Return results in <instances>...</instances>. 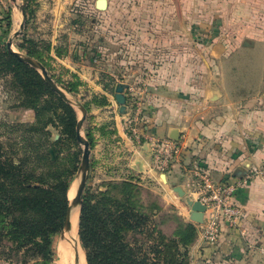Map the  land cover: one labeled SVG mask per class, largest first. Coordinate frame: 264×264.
Returning a JSON list of instances; mask_svg holds the SVG:
<instances>
[{"label":"crops","instance_id":"0c3cea01","mask_svg":"<svg viewBox=\"0 0 264 264\" xmlns=\"http://www.w3.org/2000/svg\"><path fill=\"white\" fill-rule=\"evenodd\" d=\"M93 1L92 15L98 21L95 24L96 32H99L97 45L104 61L112 62L119 56L112 47L116 44L112 36L116 24L113 14L126 5H115L112 0H107V10L99 11L98 0ZM148 1V9L162 14L175 10L178 13L179 19L174 20V17L167 27L171 36H156L157 44L162 45L163 50L166 45L168 50L155 53V57H162V61L170 58L172 62L150 69L151 74L142 76L133 67L126 68L125 75L120 72L123 70H111L112 78H124V83L129 85L128 92L133 89L139 93L141 113L134 116L133 121H137L142 141L137 142L126 134L124 127L128 118L118 115L117 106L112 117L108 116V111H100L97 121L101 127L110 125L106 128L108 130L118 129L119 136H112V150L124 151L129 156L131 175L138 177L147 190L165 192L162 197L167 202L165 205H177L181 210L179 213L185 217L180 220L193 223L197 230L198 224L189 219L191 209L176 193V188L181 187L188 194V183L195 170L208 174L216 183L237 185L236 202L243 210L237 227L225 229L215 246L202 244L198 233L189 247L190 264H264V256L254 248L264 245V179L254 178L244 183L250 171L264 166V31H261L264 22L257 21L258 14L264 12V0H250L246 10H241L236 3V11L256 14L252 17L253 24L248 26L250 35L193 38L202 52L192 54L190 62L198 61L203 65H189L188 70L175 63L179 55L175 47L183 40L175 32V28L181 25L180 2L183 1L176 0V5L165 4V0ZM223 3L222 0L221 5ZM65 5L53 9L51 13L57 16L48 19L55 18V37L58 28V32L64 35L62 42L70 47L78 36L72 27L62 30L63 13L73 10ZM75 9L80 11L79 7ZM256 24L262 29L256 30ZM83 28L90 26L84 24ZM187 40L193 41L191 37ZM258 48L263 50L261 56L257 55ZM192 50L188 55L193 53ZM70 56L85 60L82 51L75 55L70 53ZM148 57L153 55L148 53ZM236 59L239 63L255 60L253 70L244 71ZM175 136H179L180 154L170 172L159 174L153 167L149 139H172Z\"/></svg>","mask_w":264,"mask_h":264},{"label":"rangeland","instance_id":"374dc122","mask_svg":"<svg viewBox=\"0 0 264 264\" xmlns=\"http://www.w3.org/2000/svg\"><path fill=\"white\" fill-rule=\"evenodd\" d=\"M182 1V3L180 2L182 6V13L180 14L181 25L177 29L175 28V32L177 31L179 37L183 39L181 40L182 43L175 47L176 52L179 53L175 63L181 65L182 69L185 67V70H188L189 65L193 67L194 64L203 65L202 62L198 61L190 62L193 58L192 54L198 51L202 52L201 46H199L197 41L194 42L193 38L208 37V39H216L222 36L237 38L250 35L248 26L253 24L252 17L256 14L236 11L238 6L241 10H246L250 0H223V5H221L222 0ZM149 3L150 1L148 0H112V4L126 5L123 10L116 11L113 14V20H115L116 24L112 36L115 38L114 42L116 44L112 45V47L119 53V56L117 60H112V62L104 61L97 45L99 32H96L95 28V24L98 21L92 15L94 10L93 0L91 2L90 0H17V4L11 0H0V42L7 46L10 38L14 36L15 32L20 30L21 23L24 20V7H26L28 9V20L25 16V29L21 36L14 39V51L27 55V49L20 47L22 45L26 47L35 45L47 64L50 76L58 86L68 95L72 102L80 103L89 108L82 135L88 139V133H90L93 139V146L90 147L91 171L84 197L86 194H97L100 192L108 193L110 196L116 195L119 188L114 189L113 185L121 186L124 182L133 181L140 186L138 189V200L149 209V215L151 213L154 216L157 228L162 230L168 238H173L182 222L180 219H185L179 213L181 210L175 204L165 205L167 202L163 201L162 198L165 196V192L147 190L140 184L138 177L131 175L128 166L129 156L124 151L112 150V136H119L118 129L114 135L103 134L99 131L101 126L97 121L100 111H108V116L112 117V112L116 110L114 107L117 106L119 108L117 110L118 115L128 118L124 128L126 134L132 136L131 126H135L137 123V121H133L136 114V102L133 101L136 98L139 100V93H131V89L129 90L126 94L127 110L124 114H121L115 90L117 83H126H124L123 77L112 78L111 70H123L120 72L125 75L126 68L133 67L142 76L146 73L151 74L150 69L155 70L157 67L169 63L168 61L172 62L170 58L168 61H162V57H155V53L158 54V52L168 50L166 45L163 50V46L157 44L156 36H171V34H168L171 32L168 31L167 27L174 17V20L179 19L177 17L178 13L176 10L170 14L159 13L154 9H148ZM176 3H178L176 0H165V4L176 5ZM236 3H238L237 7ZM62 5L73 9L69 10L68 13H63L64 20L62 23L63 32L72 27V31L78 36V38H74L70 47L62 42L61 39H64V35L58 32V28L57 36L55 37V18L48 19L50 16H57L51 11ZM20 7L23 8V12ZM76 7H79L80 11L76 10ZM84 11L86 12L84 13ZM258 17L257 21L264 22V12L258 14ZM84 24H88L90 28L84 29ZM257 29L261 30L262 28H259L256 24ZM189 37L193 41L187 40ZM106 48L109 49L107 45ZM190 49H193V53L188 55ZM80 51H82L83 56L85 54V60H76L74 56H70V53L75 55ZM148 53L152 54L153 57H148ZM262 53L263 50L258 48L257 55L261 56L260 54ZM131 57L132 59H130ZM255 60H252V62L251 60H244L239 63L236 59L239 67L242 66L244 71H252ZM72 87L75 88L73 92L69 90ZM134 94L137 97H134ZM47 100H50V97H43L42 104H45ZM104 101H106V105L101 104ZM72 106L77 113L79 121L82 117V112L78 106ZM110 106L113 107L110 109ZM58 114H60V111ZM49 118L51 116H48L45 121ZM42 120L44 121V119ZM42 120L37 117V113L33 108L24 106L22 91L13 76L1 74L0 150L2 154L10 156L16 163L27 161V170L31 172L36 169L38 173H40L42 167L48 168L47 164L39 162V154L54 163L55 161H52L49 153V150H53L55 156L59 157L63 164L73 161L75 155H80L79 163L77 164L78 168L74 173L72 182V186H76L80 180L79 168L84 147L79 142L78 146L69 143L58 122H50L44 125ZM123 120L125 122L126 119ZM92 122L97 123V125ZM37 128L40 130L35 131ZM69 196L73 198L74 187L70 189ZM79 224L78 217L77 230L75 231L77 232V246L80 247L86 264H88L85 251L81 246ZM61 234L54 240L53 264H76V255H80V252L76 249L74 257V250L67 240L69 236L65 241ZM134 237L132 235L131 240ZM136 237L139 239L145 238L142 235ZM5 246L9 247L11 245L5 243ZM4 250H6L4 251L6 253H11L13 257L10 261L0 257V264H21L24 259L22 254L19 255L18 260L12 252L7 251V248H4ZM1 252H3L2 249H0Z\"/></svg>","mask_w":264,"mask_h":264},{"label":"trees","instance_id":"16d2710c","mask_svg":"<svg viewBox=\"0 0 264 264\" xmlns=\"http://www.w3.org/2000/svg\"><path fill=\"white\" fill-rule=\"evenodd\" d=\"M28 20V9L24 7ZM27 49L30 58L41 62L48 70L36 46ZM12 75L24 97V106L33 108L44 125L58 122L69 143L77 141L78 116L73 106L63 100L29 64L9 52L0 42V75ZM53 79V78H52ZM71 92L74 87L69 88ZM50 100L42 104L43 97ZM106 105V101L101 103ZM89 112V108L85 106ZM60 111V114L58 112ZM51 116L47 121L45 119ZM102 126L103 134L114 135L116 130ZM40 129H35L39 131ZM88 133L90 147L93 139ZM55 154V153H54ZM80 155L66 164L55 156L51 163L39 154V162L47 164L29 172L28 162L4 156L0 150V257L10 261L22 254L21 264H53V244L64 230L70 208V189ZM26 165V166H25ZM118 193L86 194L80 217V241L88 264H190L189 247L195 242L198 230L193 223L181 222L175 237L168 238L157 228L154 216L140 202V186L124 182ZM132 235L135 237L131 240ZM145 238L139 239L136 236ZM9 243L11 246H5Z\"/></svg>","mask_w":264,"mask_h":264},{"label":"built area","instance_id":"2783aa9c","mask_svg":"<svg viewBox=\"0 0 264 264\" xmlns=\"http://www.w3.org/2000/svg\"><path fill=\"white\" fill-rule=\"evenodd\" d=\"M131 93H137L131 89ZM136 95L134 94V97ZM137 97V96H136ZM136 102V114L141 113L140 99ZM132 137L141 142L143 135L138 125L131 126ZM149 144L153 159V167L159 174H167L180 154V145L172 139L150 138ZM254 178L264 179V166L250 171L244 183ZM237 185H226L214 182L208 174L195 170L194 175L188 183V194L201 202L205 207V224L198 227L199 240L202 244L215 246L222 238L225 229L237 227L243 216L242 208L236 202ZM264 256V245L254 247Z\"/></svg>","mask_w":264,"mask_h":264},{"label":"water","instance_id":"95a60500","mask_svg":"<svg viewBox=\"0 0 264 264\" xmlns=\"http://www.w3.org/2000/svg\"><path fill=\"white\" fill-rule=\"evenodd\" d=\"M15 4H17V0H11ZM97 9L99 11H105L108 8V1L107 0H98L97 1ZM20 10L23 12V8L20 7ZM24 20L21 23L20 30L15 32L14 36L10 38L9 42L7 43V48L9 52L13 53L16 57H18L21 61L29 64L33 68H35L37 71L41 73L43 76L45 82L48 84V86L54 91L56 94H58L63 100L66 102L70 103L71 105H76L79 107L80 111L82 112V117L78 121L77 124V141L84 147V152L82 156V162L79 168V177L80 180L76 184V186H71V189L74 187V196L72 199H70V208L66 217V221L64 224V230L62 232V238H65L66 233H68L71 230L72 227V218H74L77 214V209L80 208V216H79V221L81 217V207L85 195V191L87 188V182L89 179L90 171H91V148H90V143L89 141L83 137L82 135V129L84 126V123L87 119L88 111L80 103H74L70 100L68 95L58 86V84L52 79L50 76L48 70L46 67L39 62L36 59L30 58L26 56L25 54L19 52V51H14L13 49V44H14V39L18 38L23 34V31L25 29V15L23 13ZM247 45V44H246ZM129 89V85L127 84H118L116 86V100L118 104L120 105V112L121 114H124L127 110V92ZM172 140L178 142L179 136H175L172 138ZM49 153L52 157V161H55V154L53 150H49ZM176 193L179 195L180 198L184 199L188 206L191 209V214L189 219L194 222L195 224L204 225L205 224V211L206 207L199 201L194 200L190 195H188L181 187L176 188ZM81 259L80 255L77 254L75 258V263L80 264Z\"/></svg>","mask_w":264,"mask_h":264},{"label":"bare ground","instance_id":"6f19581e","mask_svg":"<svg viewBox=\"0 0 264 264\" xmlns=\"http://www.w3.org/2000/svg\"><path fill=\"white\" fill-rule=\"evenodd\" d=\"M70 199H72V198H70ZM79 210L80 209L78 208L76 216L74 218H72L71 230L68 233H66L65 238H63V239L66 241L67 237L69 236L67 240H68V244H70L74 250V257H75L76 249H78L80 252V256H81V263L80 264H86V260H85L84 256L82 255V252L80 251V247L77 246V244H78L77 243V232H75L77 230L78 217L80 214Z\"/></svg>","mask_w":264,"mask_h":264}]
</instances>
